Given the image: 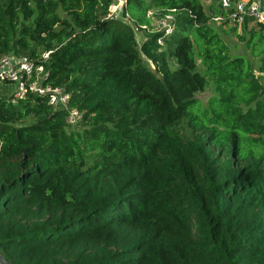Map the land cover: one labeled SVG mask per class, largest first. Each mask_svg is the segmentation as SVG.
I'll use <instances>...</instances> for the list:
<instances>
[{"label":"trees","instance_id":"obj_1","mask_svg":"<svg viewBox=\"0 0 264 264\" xmlns=\"http://www.w3.org/2000/svg\"><path fill=\"white\" fill-rule=\"evenodd\" d=\"M114 1L0 0V59L44 64L81 113L73 127L46 95L0 92V252L11 264H264V24L237 34L259 76L211 23L219 2L209 14L203 0H127L129 22L108 17ZM172 12L173 33L151 27Z\"/></svg>","mask_w":264,"mask_h":264},{"label":"built area","instance_id":"obj_2","mask_svg":"<svg viewBox=\"0 0 264 264\" xmlns=\"http://www.w3.org/2000/svg\"><path fill=\"white\" fill-rule=\"evenodd\" d=\"M218 2L224 9L225 15L213 16L212 20L214 21L220 23L226 21L228 24L238 26H243L247 22L264 24V0H219ZM126 8L127 0H115L108 17L124 18L130 22ZM160 18L163 19V30L159 31H164L165 35L173 33L175 29L174 12ZM159 42L162 43L163 40L160 39ZM51 53L52 50L43 53V59H49ZM47 76L48 72L44 64H37L27 55H4L0 59V90L7 84L15 83L16 88L12 94L14 101L25 98L28 92L46 95L50 105L69 110L68 122L70 124L76 123L81 113L77 109L69 108L70 93L63 86L45 84Z\"/></svg>","mask_w":264,"mask_h":264},{"label":"rangeland","instance_id":"obj_3","mask_svg":"<svg viewBox=\"0 0 264 264\" xmlns=\"http://www.w3.org/2000/svg\"><path fill=\"white\" fill-rule=\"evenodd\" d=\"M203 2L209 14L211 13L210 9H211L212 4L218 6V1L215 2L214 0H203ZM133 9L136 15L142 14L143 8H140L138 6H133ZM162 21H163L162 18L155 17L153 19L151 27L154 30H163ZM211 23L216 27V30L220 33V35L227 42V44H229L231 55L232 56L244 55L250 58L252 62L254 63L256 74L259 76H262V74L258 71V67L260 65L259 58L253 56L252 50L246 46L245 42L240 41L237 35L238 33L241 34L243 32V26H238L235 24H228V23L221 24L220 22H217L214 20H212ZM254 23L255 22H248V25H249L248 27L251 28L254 25ZM135 32H136L139 44H141L146 38L145 32L142 29H137V28H135ZM199 63H201V61H199ZM200 70L202 71L203 67L200 66ZM15 88H16V84L11 83L10 87L7 88L6 86L4 88H1L0 92L4 94V96L10 97L14 93ZM215 95H217L215 92V85H214V82H211L205 91L197 94V97L200 100L202 106L206 109L210 99ZM74 124H73V127L75 126Z\"/></svg>","mask_w":264,"mask_h":264},{"label":"water","instance_id":"obj_4","mask_svg":"<svg viewBox=\"0 0 264 264\" xmlns=\"http://www.w3.org/2000/svg\"><path fill=\"white\" fill-rule=\"evenodd\" d=\"M0 264H11L0 252Z\"/></svg>","mask_w":264,"mask_h":264}]
</instances>
